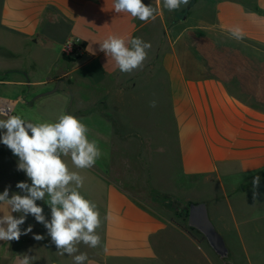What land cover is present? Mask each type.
I'll list each match as a JSON object with an SVG mask.
<instances>
[{
	"label": "crops",
	"instance_id": "1",
	"mask_svg": "<svg viewBox=\"0 0 264 264\" xmlns=\"http://www.w3.org/2000/svg\"><path fill=\"white\" fill-rule=\"evenodd\" d=\"M142 2L156 9L154 19L143 22L116 13L115 0H0V109L32 123L74 115L88 127L89 141L99 138L103 156L109 158L110 153L101 140L114 149L116 140H126L134 145L135 160L150 162L142 147L155 145L150 131L164 125L146 114L137 117L139 92L126 84L138 82L146 67L156 66L167 83L176 126L175 146L169 153L171 162L173 153L177 157L169 175L172 185L193 177L216 176L222 182V177L234 173L257 176L264 171V0H189L178 9L182 18L172 23L163 0ZM234 29L240 30L242 39L232 36ZM112 35L123 38L129 48L136 37L151 44L142 66L130 73L118 69L114 58L100 50ZM67 43L80 46L74 61L62 54ZM42 66L46 74L41 75ZM65 73L71 80L63 90L54 78ZM117 82L120 85L114 86ZM141 110L147 112L145 107ZM7 117L0 114V119ZM103 130H112V136ZM96 131L98 137L91 135ZM165 152L162 148L157 158L163 159ZM102 155L93 167L79 169L71 152L61 154L69 172L83 178L81 187L76 181L68 187L99 211L100 245L92 248L81 241L76 252L60 255L48 229L28 214L20 227L23 231L31 225L32 231L18 241H0V264H20L24 255L30 264H75L74 257L81 253L88 257L83 264H213L203 242L169 214L113 181L100 163ZM18 163L19 158L0 143V193L9 188V198L26 194L16 187L18 182L31 186ZM49 199L46 193L36 201L48 222ZM9 214L23 215L11 212L6 202L0 204V217Z\"/></svg>",
	"mask_w": 264,
	"mask_h": 264
},
{
	"label": "clouds",
	"instance_id": "2",
	"mask_svg": "<svg viewBox=\"0 0 264 264\" xmlns=\"http://www.w3.org/2000/svg\"><path fill=\"white\" fill-rule=\"evenodd\" d=\"M189 0H163V6L169 11L186 6ZM116 13H128L133 18L147 22L155 18L156 9L145 5L142 0H115ZM232 36L240 40L242 33L239 29L232 30ZM132 47L118 36H109L102 43L100 50L114 58L118 69L130 73L142 66L147 58L145 49L151 44L141 38L131 39ZM152 107L156 103L151 104ZM0 143L7 146L19 158L17 169L25 172L31 180V186L21 181L16 187L25 195L13 194L9 198V188L0 193V204L7 203L11 212H22L19 218L9 214L0 217V241L19 240L22 235L32 231V226L21 231L26 216L31 214L38 223L44 225L60 255L76 252L75 245L81 241L89 247L100 245V236L96 229L100 227L99 211L96 206L81 195L79 191L68 187L76 181L77 188L83 184V178L77 173H70L67 165L61 159V154L67 156L71 152L72 163L79 169L91 168L101 157L102 152L97 141H89L88 127L71 114H63L58 122H26L20 115H9L0 119ZM260 177L253 179V185L258 186ZM50 197L51 221L48 222L43 214V208L37 205V200H43L45 194ZM6 225V227H5ZM37 240L42 236H35ZM87 254L81 253L74 257L75 264H83ZM20 264H30V258L24 255Z\"/></svg>",
	"mask_w": 264,
	"mask_h": 264
},
{
	"label": "rangeland",
	"instance_id": "3",
	"mask_svg": "<svg viewBox=\"0 0 264 264\" xmlns=\"http://www.w3.org/2000/svg\"><path fill=\"white\" fill-rule=\"evenodd\" d=\"M170 13V23L182 18L178 10ZM215 40L221 39L216 36ZM64 57L74 61L73 57L76 56L64 55ZM146 68L139 74L138 82L124 84L127 89L139 92L140 109L136 114L137 117L141 119L146 114L149 119L164 125L163 129L150 131L155 137L153 138L155 145L142 147L150 162L135 160L132 150L134 145L127 144L126 140L124 142L116 140L115 149L110 143L101 140V144L105 145L110 156L108 155V158L102 155L104 159L100 160V163L105 166L108 176L113 181L121 183L141 202L152 204L159 209L158 211L169 214L175 224L181 226L200 243L203 242L213 256V264H264V171L257 175L260 180L255 187L254 177L243 173L222 177L224 185L216 176L193 177L187 181L180 179L177 187L172 185V178L170 179L169 175L176 169L177 157L173 153L171 162L169 153L175 146L176 126L168 102V87L162 72L156 71V66ZM39 73L46 74V66H42ZM70 77L71 74L65 73L61 78L54 79L58 80L62 85L61 88L65 90L71 80ZM115 84L114 86L120 85L119 82ZM71 87L72 84L69 88ZM128 100L130 101L131 98ZM153 102L156 103L155 107L151 106ZM143 107L147 112H142ZM128 116L135 117V114L130 113ZM97 132H91V135L98 137ZM104 132L109 137L113 134L112 130ZM162 148L166 150V155L163 157L165 160L160 159L162 157L157 158L160 155H157V152L162 151ZM176 188L178 192H175ZM193 203H206L210 220L223 236L228 248L226 258L220 257L212 249L201 232L189 227V207ZM176 243L177 241L172 242V250L176 248ZM189 249L190 247L187 251L191 250ZM203 264L210 263L204 261Z\"/></svg>",
	"mask_w": 264,
	"mask_h": 264
},
{
	"label": "water",
	"instance_id": "4",
	"mask_svg": "<svg viewBox=\"0 0 264 264\" xmlns=\"http://www.w3.org/2000/svg\"><path fill=\"white\" fill-rule=\"evenodd\" d=\"M189 227L201 232L212 249L222 258L228 256L223 236L210 220L206 203H193L189 207Z\"/></svg>",
	"mask_w": 264,
	"mask_h": 264
},
{
	"label": "built area",
	"instance_id": "5",
	"mask_svg": "<svg viewBox=\"0 0 264 264\" xmlns=\"http://www.w3.org/2000/svg\"><path fill=\"white\" fill-rule=\"evenodd\" d=\"M80 53V46L76 43H67L62 47V54L67 56H77ZM0 114L9 116L12 115L10 111L6 109H0Z\"/></svg>",
	"mask_w": 264,
	"mask_h": 264
},
{
	"label": "trees",
	"instance_id": "6",
	"mask_svg": "<svg viewBox=\"0 0 264 264\" xmlns=\"http://www.w3.org/2000/svg\"><path fill=\"white\" fill-rule=\"evenodd\" d=\"M181 227V226H180Z\"/></svg>",
	"mask_w": 264,
	"mask_h": 264
}]
</instances>
